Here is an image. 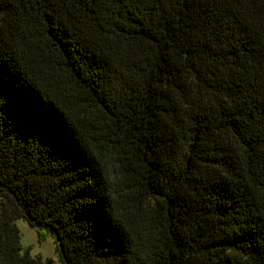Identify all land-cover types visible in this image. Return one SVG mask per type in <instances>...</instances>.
Segmentation results:
<instances>
[{"label": "trees", "instance_id": "16d2710c", "mask_svg": "<svg viewBox=\"0 0 264 264\" xmlns=\"http://www.w3.org/2000/svg\"><path fill=\"white\" fill-rule=\"evenodd\" d=\"M264 264V0H0V264Z\"/></svg>", "mask_w": 264, "mask_h": 264}, {"label": "rangeland", "instance_id": "374dc122", "mask_svg": "<svg viewBox=\"0 0 264 264\" xmlns=\"http://www.w3.org/2000/svg\"><path fill=\"white\" fill-rule=\"evenodd\" d=\"M17 225L21 234L23 253L28 252L32 258L41 256L43 260H51V264H62L54 235L47 234L41 240L45 230L39 231L37 227H32L25 220H18Z\"/></svg>", "mask_w": 264, "mask_h": 264}]
</instances>
